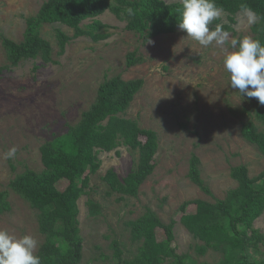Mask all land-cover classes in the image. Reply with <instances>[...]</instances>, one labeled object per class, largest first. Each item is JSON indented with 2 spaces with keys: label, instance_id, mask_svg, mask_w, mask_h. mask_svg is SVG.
<instances>
[{
  "label": "rangeland",
  "instance_id": "374dc122",
  "mask_svg": "<svg viewBox=\"0 0 264 264\" xmlns=\"http://www.w3.org/2000/svg\"><path fill=\"white\" fill-rule=\"evenodd\" d=\"M44 1L0 0V66L8 64L2 38L21 41L26 17L35 14ZM98 18L108 25L107 38H72L59 56L55 29L68 35L73 30L58 22L43 24L40 34L51 43L52 58L57 62H44L40 57L23 59L0 74V190H8L9 202V209L0 212V228L17 237L34 236L38 249L43 235L38 229L37 210L8 188L9 181L26 168L41 170L40 146L80 118L105 77L142 78L141 89L122 115L156 132V165L136 196L120 197L102 176L112 168L120 179L124 178L135 166L137 152L123 144L98 151L100 166L89 175L87 192L77 200L82 237L79 264H112L113 240L120 243L124 258L132 257L138 243L131 241L126 222L142 214L145 207L163 222L176 220L173 246L177 253L188 255L187 264H216L221 253L212 249L197 253V240L179 221L183 202L212 200L188 178L189 158L193 153L199 157L201 177L218 198L237 185L230 175L231 166L245 164L249 175L257 176L264 169V157L242 136L241 127L250 119L263 129L256 113L264 105L230 87V74L219 46L203 47L179 28L143 43L111 11H104ZM227 22V14L222 12L209 27ZM251 25L238 11L232 24L234 31H228L230 38L252 36ZM132 51L142 60L128 66L126 55ZM13 146L17 149L15 157L8 159L6 153ZM89 198L99 204L96 215L89 212ZM194 209L192 203L186 207L187 212ZM254 226L264 234V210ZM260 247L264 251V243ZM161 264H168V260Z\"/></svg>",
  "mask_w": 264,
  "mask_h": 264
},
{
  "label": "trees",
  "instance_id": "16d2710c",
  "mask_svg": "<svg viewBox=\"0 0 264 264\" xmlns=\"http://www.w3.org/2000/svg\"><path fill=\"white\" fill-rule=\"evenodd\" d=\"M227 14L228 22L221 24L225 31H234V15L241 5L254 10L260 17L250 26L252 37L264 44V0H215ZM133 10L129 15L127 9ZM182 0H45L38 11L26 17L23 39L16 42L2 38L8 64L4 69L17 65L21 60L40 57L44 62H57L52 58L51 43L40 34L45 23H62L73 30L72 35L56 28L57 55L64 53L67 42L75 37L88 36L99 41L109 36L108 25L98 16L109 10L123 19L125 28L137 33L143 43L155 36L174 33L178 27ZM86 19L90 21L82 24ZM218 21V20H217ZM135 51L126 55L128 66L141 61ZM142 78L123 79L120 75L105 77L96 90L89 107L80 118L60 134L40 146V171L26 168L8 183V188L19 194L37 210L38 229L43 235L36 254L41 264H79L82 258V237L78 228V198L86 193L90 174L100 166L98 151H110L123 144L137 152L133 169L122 179L110 168L102 179L111 191L120 197L136 196L140 184L156 165L154 155L158 148L156 132L141 127L138 122L122 114L129 107L134 95L143 85ZM256 116L263 129L252 120L242 123L241 134L259 149L264 157V109ZM200 159L191 154L188 178L212 200L196 198L179 206V221L197 240L194 249L204 254L208 249L218 251L221 257L216 264H264V234L254 226V220L264 210V169L251 177L245 164L230 167V175L237 181L223 198L213 196L201 177ZM195 209L187 212L188 204ZM89 212L99 213V204L87 200ZM9 209L8 190H0V212ZM174 218L163 222L150 208L145 207L138 217L126 222L132 242L138 243L137 252L130 258L123 257L120 243L113 240L112 264H187L188 255L179 254L173 246Z\"/></svg>",
  "mask_w": 264,
  "mask_h": 264
},
{
  "label": "clouds",
  "instance_id": "9594fccd",
  "mask_svg": "<svg viewBox=\"0 0 264 264\" xmlns=\"http://www.w3.org/2000/svg\"><path fill=\"white\" fill-rule=\"evenodd\" d=\"M241 10L249 24H256L258 14L241 5ZM129 15L133 10L127 9ZM223 9L215 0H182L178 27L187 36L203 47L215 44L224 52L223 63L230 74V87L238 90L242 97L256 98L264 105V44L250 35L242 38H230L221 24L210 29L213 21L221 18ZM16 147L6 153V158L15 157ZM38 241L34 236L17 237L7 229L0 228V264H41V258L35 250Z\"/></svg>",
  "mask_w": 264,
  "mask_h": 264
}]
</instances>
